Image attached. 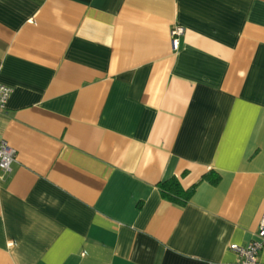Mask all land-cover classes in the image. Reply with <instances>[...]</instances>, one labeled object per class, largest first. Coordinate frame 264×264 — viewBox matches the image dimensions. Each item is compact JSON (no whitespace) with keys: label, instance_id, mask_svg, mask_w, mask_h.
<instances>
[{"label":"crops","instance_id":"0c3cea01","mask_svg":"<svg viewBox=\"0 0 264 264\" xmlns=\"http://www.w3.org/2000/svg\"><path fill=\"white\" fill-rule=\"evenodd\" d=\"M0 84V264H238L256 239L264 0H0Z\"/></svg>","mask_w":264,"mask_h":264},{"label":"built area","instance_id":"2783aa9c","mask_svg":"<svg viewBox=\"0 0 264 264\" xmlns=\"http://www.w3.org/2000/svg\"><path fill=\"white\" fill-rule=\"evenodd\" d=\"M183 34L180 26H174L170 31V43L173 51L178 49L179 38ZM12 90L0 84V118L6 110V105ZM15 162V152L4 141L0 140V177L11 172ZM264 249V216H262L256 239L245 246L230 245L229 250L238 258V264H257L260 251Z\"/></svg>","mask_w":264,"mask_h":264},{"label":"trees","instance_id":"16d2710c","mask_svg":"<svg viewBox=\"0 0 264 264\" xmlns=\"http://www.w3.org/2000/svg\"><path fill=\"white\" fill-rule=\"evenodd\" d=\"M220 178L218 175L209 172L201 178V182L205 181L211 185H216ZM196 185L184 190L176 178H170L158 184V191L162 199L174 205L184 207L190 201L194 194Z\"/></svg>","mask_w":264,"mask_h":264}]
</instances>
